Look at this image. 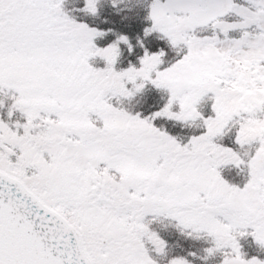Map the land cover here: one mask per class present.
<instances>
[{
	"label": "snow or ice",
	"instance_id": "1",
	"mask_svg": "<svg viewBox=\"0 0 264 264\" xmlns=\"http://www.w3.org/2000/svg\"><path fill=\"white\" fill-rule=\"evenodd\" d=\"M0 264H264V0H0Z\"/></svg>",
	"mask_w": 264,
	"mask_h": 264
}]
</instances>
